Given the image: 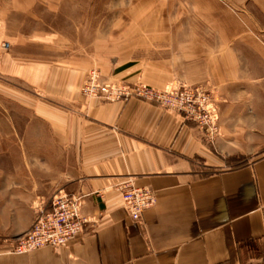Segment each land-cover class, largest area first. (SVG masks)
<instances>
[{
  "label": "crops",
  "instance_id": "crops-1",
  "mask_svg": "<svg viewBox=\"0 0 264 264\" xmlns=\"http://www.w3.org/2000/svg\"><path fill=\"white\" fill-rule=\"evenodd\" d=\"M4 5L0 79L31 89L7 86L50 140L32 182L1 188L0 207L17 211L15 226L0 229V264H243L250 244L264 242V29L260 36L249 29L240 42L234 35L217 43L166 42L157 63L173 69L146 78L120 69L125 63L97 47L68 54L67 39L13 29ZM94 68L157 87L174 78L209 83L221 101L218 137L208 139L195 122L154 101L85 96L81 87ZM129 187L157 197L139 222L124 206ZM58 190L80 198L81 233L60 248L4 249L5 239L30 230L32 204ZM25 209L29 218L21 222Z\"/></svg>",
  "mask_w": 264,
  "mask_h": 264
},
{
  "label": "rangeland",
  "instance_id": "rangeland-1",
  "mask_svg": "<svg viewBox=\"0 0 264 264\" xmlns=\"http://www.w3.org/2000/svg\"><path fill=\"white\" fill-rule=\"evenodd\" d=\"M3 2L13 29L27 35L50 33L67 39L68 54H81L85 45L94 50L97 47L98 54L125 63L120 69L130 68L129 71L146 78L157 76L164 66L173 69V64L157 63L166 56V42L217 43L228 35H234L235 41L240 42L245 39V33L249 34V29L253 35L259 33L258 36L260 29H264V0H0V4ZM8 45L4 41L1 48L7 49ZM93 72L100 75L101 81L125 83L130 87L139 85L165 90L186 85L206 89L210 103L214 101L219 107L215 138L218 137L221 101L209 83L188 84L174 78L157 87L147 79L148 83L106 78L99 68H94L90 77ZM89 79L82 85V93ZM7 86L32 94L25 85L17 82L9 85L0 79V191L5 183L12 186L32 182L33 171H40L41 148L44 149L50 140L46 126L38 120L37 124L32 122L39 119L34 110L17 94L9 92ZM15 211L13 207H0V229L15 226ZM28 215L29 209H25L19 221H27ZM24 234L5 239L2 247L18 246ZM250 245L242 257L243 264H264V242Z\"/></svg>",
  "mask_w": 264,
  "mask_h": 264
},
{
  "label": "built area",
  "instance_id": "built-area-1",
  "mask_svg": "<svg viewBox=\"0 0 264 264\" xmlns=\"http://www.w3.org/2000/svg\"><path fill=\"white\" fill-rule=\"evenodd\" d=\"M6 46L5 43L4 47ZM83 94L106 101L132 96L154 101L195 122L208 139L213 140L218 134L216 125L219 107L214 101L210 103V95L201 87L183 85L165 90L139 85L130 87L125 83L101 81L100 75L93 72ZM156 200L155 193L148 189L129 187L123 191L124 206L137 222L142 220L144 211L152 207ZM33 209L34 222L30 230L21 237L18 246L13 247V252L26 253L41 247L60 248L82 231L84 220L80 217V198L70 196L63 190L39 197Z\"/></svg>",
  "mask_w": 264,
  "mask_h": 264
}]
</instances>
